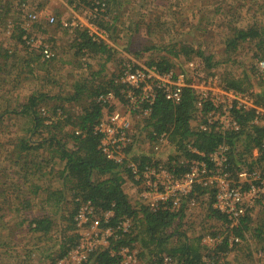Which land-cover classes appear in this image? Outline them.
Listing matches in <instances>:
<instances>
[{
	"label": "rangeland",
	"instance_id": "374dc122",
	"mask_svg": "<svg viewBox=\"0 0 264 264\" xmlns=\"http://www.w3.org/2000/svg\"><path fill=\"white\" fill-rule=\"evenodd\" d=\"M102 1L106 2V0ZM241 1L244 7L240 6ZM0 3L6 6L2 14L7 18L6 26H0V56L2 57L4 50H7L8 54L16 50L19 56H22L19 62V59L10 57L5 61L0 58V66L5 65L4 70L7 69L5 73L2 71L3 68L0 69V208H3L0 211L6 221L5 226L7 225L12 231L10 240L0 247V264H50L61 252L58 247L60 243L70 233L73 235L76 233L75 228L68 229L71 223L66 219L74 203L69 191L70 185L63 184L60 177L62 162L57 157H50V148L53 147L48 145L50 148L45 146L37 150L33 149L29 154L26 153L17 165L7 160V156L14 150V145L19 144L20 139L29 136L28 131L31 128L30 119L18 113L20 107L17 104H24L32 94L42 93L46 103H42L39 108L40 110L44 108L49 116L53 113L54 105L62 103L64 98L73 92L77 81L87 80L88 83L90 81L96 85L100 80H110L111 74L116 73L119 67L130 59H139L148 64L151 59L159 60L164 57L172 62V68H175L181 66L180 62L195 58L206 67L203 57L194 53L197 49H200L205 56H213L212 61L218 62L213 68L222 78L224 76L227 79H243V75L248 72L252 81L256 82L254 72L250 68L254 67L256 61L253 60V55L255 53L260 55L261 52L257 51V47L252 42L253 44L243 43L238 50L227 53L225 41L230 30L227 28L228 23L233 27L241 28L257 21V24L264 26V0L256 2L255 0H120V6H113L107 2V13L101 17L105 27L109 28V34L106 31L109 37L101 40L107 48L113 47L116 50L109 62L106 61L105 55L87 53V55L75 56L78 49V45L75 44L78 41V33L70 34L60 25L61 20L83 17L84 13L80 7H72L74 5L72 0H0ZM247 6L251 7L248 11ZM259 6H262L260 12H258ZM215 8L219 11L215 12ZM31 14L38 15L39 19L30 21ZM49 16L55 17V23L47 22ZM16 27H20L24 34L33 30L42 35L54 54L52 62L41 64L38 61L36 64L33 61L34 75L22 74L18 75L17 79H15L16 71H24L20 68L24 66L22 58H25L27 52L24 50L26 45L18 43L14 37L17 32ZM182 43L190 46L194 52L189 55L180 53L179 56L174 57L165 50L173 45L180 48L179 44ZM136 51H140L138 56L134 55ZM12 66L15 67V73L9 75L8 68ZM13 85L17 87L14 88ZM79 108L75 106L70 108V111L78 113ZM59 115L58 113L57 116ZM46 136L47 134L42 131L30 136L33 146L40 142V138ZM138 136L141 142H137L133 151L129 150L130 153L126 154L127 161H136L134 157H139L143 151L150 149L147 133L138 131ZM67 146L71 149L70 143ZM38 162H40L39 168H37ZM123 177L124 183L121 188L126 191L124 193L128 201L135 209L143 207L130 193L132 187L138 189L140 184L134 183L128 175ZM34 186L42 187L43 190L39 189L34 195L32 192ZM59 192H64V200L61 204L67 207V211L60 210L52 214L51 207L54 202L49 203L47 199L59 198ZM24 197L31 199L32 205L30 208H25L28 219L21 223L24 217L23 211L16 214L14 210L15 206L21 205ZM207 204L208 202L198 200L197 207L190 209L185 207L187 211L184 212L181 231H185L187 237H201L207 233L224 234V223L208 216ZM45 205L48 206L44 208ZM33 215H51L53 221L51 239L38 242L32 233H27V225ZM254 223L256 222H251L248 230L245 231L246 237L243 243L235 246L232 252L227 254V258L219 264H264V258L257 256V251L262 248L261 244H256L255 237L251 236V228L256 227ZM0 231L1 234L6 232L2 228ZM177 243V236H172L168 240L169 246H175ZM133 248L138 253V264H154L155 260L152 257L145 253L141 254L142 247L139 243L134 244ZM27 254L29 256H26ZM25 256L28 257L29 262L24 260ZM219 260L217 259L216 264Z\"/></svg>",
	"mask_w": 264,
	"mask_h": 264
},
{
	"label": "trees",
	"instance_id": "16d2710c",
	"mask_svg": "<svg viewBox=\"0 0 264 264\" xmlns=\"http://www.w3.org/2000/svg\"><path fill=\"white\" fill-rule=\"evenodd\" d=\"M80 1L82 5L88 8L90 7L91 1ZM256 1L257 0H255V2ZM107 2L111 3L113 6H120V0L119 2L118 0H106V3ZM241 3L240 6L244 7V3L242 1ZM250 6H247V11L251 9ZM5 7L6 6H2V3H0V26L4 27L6 26L7 18L6 15L2 14V10ZM261 9L262 6H259L258 12H260ZM218 11L219 9L215 8V12ZM253 13L256 12L253 11ZM94 23L98 27L105 29L109 34V28L105 27L101 16L95 19ZM257 23V21H254L251 25L241 28L233 27L231 23H228L227 28L230 30H228L226 36L225 51L227 53H232L238 50L243 43H254L255 47L258 49L257 51H260L261 54L258 55L255 53L253 55V60L260 58L264 59V26ZM15 29H17L16 34H14L16 41L20 44H24L22 40L24 32L20 27H16ZM76 33H78V41L75 40V44L78 45V49L77 51L75 50V56L93 53L94 55H105L106 61L108 62L112 59L111 55L115 53V48H107L103 42L97 43L92 41L86 29ZM176 46L177 45H173L165 50L174 57L179 56L180 53L189 55V53L194 52V50L185 43L179 44L180 48ZM147 49H144V51ZM24 50L27 52V55L24 56L25 58H22L24 66L20 68L24 69V71H16L17 75L15 79H17L18 75L21 76L22 74L34 75L35 65L32 64L33 61H35L36 64L40 61L42 64L52 62L54 58L50 60H41V55L38 52L30 51L27 47L24 48ZM127 50L129 51V49ZM139 52L140 51H136L134 55L138 56ZM194 53L196 56L203 57V62H205L207 68H213L218 63L212 61V55L205 56L200 49L195 50ZM9 57L19 59V62L22 56H19L16 50L12 51L10 54L7 53V50H4L2 57L0 56L4 61ZM148 65H155L160 71H167L173 67L172 62L164 57L159 60L151 59L148 61ZM82 66L83 62L81 63V68ZM4 67L6 66L2 65L0 69L3 68L2 71L5 73L7 69L4 70ZM253 69V67L250 68L252 72H254ZM8 70L9 75H11L12 72L15 73V67L13 66L11 68L9 67ZM116 73L111 74L113 78L110 77V80H100L96 85H93L94 82L89 81L88 83L87 80L75 82L73 92L69 94V96H66L62 103L54 105L53 113L47 117L41 114L39 108L42 103H46L45 96L42 93L32 94L24 104H17L20 107L18 113L30 119L31 128L28 131L29 136L20 139L19 144L14 145V150L7 156V160L17 165L20 159L24 158L26 153L29 154L33 149L37 150L48 145L53 147L50 148L48 146L51 149L50 157H57L59 161L62 162L63 168L59 170L60 177L63 184L66 185L68 183L70 185L69 191L72 196V202L74 203L73 209L68 213L69 216H67L66 219L68 223H71L68 227L69 230L74 229V216L79 206L76 199L83 202H91L93 207L98 211L101 210L105 212L111 210L113 212V217L110 219V223L108 221L107 225L104 224L105 226L115 225L116 222L125 220V218L131 219V229H129L127 233L119 232L120 235L124 236V240H111L108 249H101L96 254H93L89 262L93 264H114L116 259L109 256V249H118V247L122 245L133 247L134 244L139 243L143 249L141 254L144 255L145 253V255H148L150 258H160V255L165 253L173 257L177 264H204L203 260L205 258H211L212 254L211 252H206V247L200 242V236L195 238H191L190 236L187 237L185 234L186 232L181 231V222L185 215L184 207L181 206L177 212H171L162 208L155 212L149 211L146 207L135 209L130 204L126 194L121 188V185L124 183V175H128L130 179L134 181L131 172L125 165L120 166L107 159L99 148L100 135L95 133L94 128L100 120L102 112L101 106L95 102V97L101 92H105L109 89L114 91L118 90L113 82ZM18 81L20 80L18 79ZM223 81L227 89L242 93L257 92V94H259L264 88V80L261 81L256 79V82H253L248 72L243 75V79H227L223 76ZM13 87L16 88L17 86L13 85ZM83 97L85 98L84 100ZM257 97L260 102L263 101L260 95H257ZM75 106L80 107L78 113H72L70 111V108H75ZM210 109L211 106H205L203 112L205 113ZM194 112V97L188 91L184 93L182 102L177 106L171 105L160 96L154 102L152 113L150 117L146 119V122L155 132H168L170 141L174 143L179 151L185 152L187 158L193 157L194 159H200L198 156L191 155L185 150L184 141L187 139L192 141L193 146L197 150L205 154L214 151L219 145L224 143L228 147L225 156L226 163L229 167L228 171L232 177H234L239 165L245 162L247 163V161L251 162L248 163L250 168L264 164V126L251 123L254 119L253 110L244 111L242 109H236L235 106H233L231 108V114L238 123L239 129L237 131H223L219 127L214 126L211 127L208 132L191 130L188 122L193 119ZM58 113L60 114L59 116H57ZM67 127L69 130H67ZM39 131L46 133L47 136L45 138H40V142L33 146L30 136H33ZM76 131L80 133L76 134ZM69 143L71 144V149L67 146ZM254 149H257L258 153L256 160L252 155ZM134 159L138 162L139 168H142L145 162L149 160V157L141 154V156L134 157ZM169 160H177V157H169ZM39 165L40 162H38L37 168H39ZM135 183L137 184L138 182ZM39 189L43 190L42 187L39 188L38 186H34V188H32L33 194L36 195ZM195 193L200 197L207 194L210 198L209 203H212L213 193L211 190L208 191L206 188L197 187ZM58 195L59 198L53 200L52 198L47 199L49 203L54 202V205L51 207L52 214H56L57 211L60 210L63 212L67 211V207L61 204L64 200V192H59ZM20 204L21 205L15 206L14 211L16 214L23 211L24 217L21 221V223H23L28 219L27 209L25 208L31 207L32 200L28 199V197H24V200H22ZM47 206L45 205L44 208ZM0 209L1 211L3 210V208ZM1 211L0 228L4 229L6 232L5 234H1L0 231V247L10 240L12 235L11 229L7 227V225L5 226L6 221H4V216H2ZM207 212L210 218L217 219L224 224L226 223V216L212 209L210 205ZM50 216L51 215H33L28 222L27 233H32L37 238L38 242H43L48 238L51 239L50 232L53 229V221ZM261 216L264 217V213L261 214ZM251 222H256L254 223L256 227L251 228V236L252 238L255 237L254 241L258 245L261 244V250L264 251V223L262 222V218L260 221L258 219L252 221L249 216H246L241 219V227L237 229L233 228L232 230L235 235L241 237L243 241L246 237L245 231L248 230V226ZM17 225L20 226L19 224ZM172 236H177L178 238V243L175 246L168 245V240ZM227 237L224 242L212 252L214 256H218L220 252L223 253L237 246V244H234L231 248L228 247ZM76 239V233H74V235L70 233V235L58 246L61 252L58 253L56 258L61 257L68 249L73 248ZM26 256H29V254ZM26 256L24 260L29 262ZM55 259H52L50 264H54Z\"/></svg>",
	"mask_w": 264,
	"mask_h": 264
},
{
	"label": "built area",
	"instance_id": "2783aa9c",
	"mask_svg": "<svg viewBox=\"0 0 264 264\" xmlns=\"http://www.w3.org/2000/svg\"><path fill=\"white\" fill-rule=\"evenodd\" d=\"M89 1L91 4L88 8L80 0H73L72 7H80L83 17L61 20L60 25L70 34L86 29L92 41L100 43L103 42L101 39L108 38V34L94 20L107 12V4L102 0ZM29 18L30 21H35L39 16L31 14ZM46 20L49 24L55 23L54 16H49ZM22 40L30 51L38 52L42 60L54 57L45 38L33 30L23 34ZM179 65L181 66L160 71L155 65H148L139 59L123 63L113 79L118 90L109 89L95 97V102L101 106L102 115L94 130L100 135L99 148L106 158L114 164L125 165L133 180L140 184L138 189L132 187L130 193L149 211L155 212L162 208L177 212L181 206L184 209L197 207L198 200H202L208 202L207 210L210 205L226 216L223 235L207 233L201 236L200 241L206 251L212 254L211 258L203 260L204 264H216L217 259H220L219 264L222 252L217 257L212 252L224 242L227 235L228 247L243 243L241 237L236 236L232 230L241 227L242 218L249 216L252 221H260L262 218L264 223V217L261 216L264 213V164L250 168L248 163L251 162L247 161L246 164L239 165L232 177L225 156L228 147L224 143L205 154L187 139L184 141L185 150L200 159L187 158L186 153L179 151L170 141L168 132H155L147 125L146 119L150 117L152 106L158 97L162 96L165 101L177 106L188 91L194 97L195 108L193 119L188 122L191 130L208 132L211 127L216 126L223 131H237L239 125L231 114L233 106L244 111L253 110L254 119L251 123L264 126V88L259 94L227 89L222 76L214 68L205 67L195 58L184 60ZM253 68L255 79L264 80V59H256ZM256 94L263 98L262 102ZM205 106H211V109L204 113ZM40 111L43 116H48L44 108ZM138 131L147 133L150 145V149L142 152V155L149 157L142 168H139L136 161H127L126 157L129 150L133 151L137 142H141ZM79 133L76 131V134ZM257 154V149H254L252 155L255 160ZM169 157H177V160L170 161ZM197 187L212 191V203H209L207 194L202 197L196 195ZM76 201L79 206L74 216L77 235L75 245L64 255L57 257L54 264H93L89 262L93 254L101 249H108L111 240H124L119 232L127 233L132 227L130 218L105 226L113 217L111 210L98 211L89 201ZM186 211L185 209L184 212ZM109 256L116 259L114 264H138L137 251L128 245L109 249ZM257 256L264 258V251L259 249ZM152 258L155 260L154 264H177L173 257L165 253L160 258Z\"/></svg>",
	"mask_w": 264,
	"mask_h": 264
},
{
	"label": "crops",
	"instance_id": "0c3cea01",
	"mask_svg": "<svg viewBox=\"0 0 264 264\" xmlns=\"http://www.w3.org/2000/svg\"><path fill=\"white\" fill-rule=\"evenodd\" d=\"M42 59V58H41ZM125 185H127V183L125 184ZM17 188V187H16ZM126 188H127V186H126ZM18 189V188H17ZM124 189V188H123ZM125 193H126V191L125 190H123ZM232 250H233V248L232 249H229L228 251H224L221 255L223 256L222 257V259H221V261L223 260H225L226 258H227V256L230 254V252H232ZM141 251H143V249H141ZM207 252V251H206ZM228 254V255H227Z\"/></svg>",
	"mask_w": 264,
	"mask_h": 264
}]
</instances>
